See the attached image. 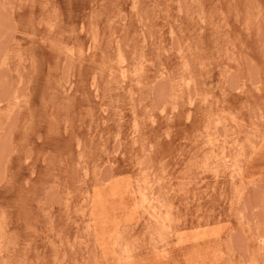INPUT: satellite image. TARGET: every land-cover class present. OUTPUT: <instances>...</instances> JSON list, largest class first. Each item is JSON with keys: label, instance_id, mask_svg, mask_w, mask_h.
Here are the masks:
<instances>
[{"label": "rangeland", "instance_id": "1", "mask_svg": "<svg viewBox=\"0 0 264 264\" xmlns=\"http://www.w3.org/2000/svg\"><path fill=\"white\" fill-rule=\"evenodd\" d=\"M0 264H264V0H0Z\"/></svg>", "mask_w": 264, "mask_h": 264}, {"label": "bare ground", "instance_id": "2", "mask_svg": "<svg viewBox=\"0 0 264 264\" xmlns=\"http://www.w3.org/2000/svg\"><path fill=\"white\" fill-rule=\"evenodd\" d=\"M96 32V31H95ZM92 34V33H91ZM96 36V35H95ZM93 38V37H92ZM94 41V40H93Z\"/></svg>", "mask_w": 264, "mask_h": 264}]
</instances>
